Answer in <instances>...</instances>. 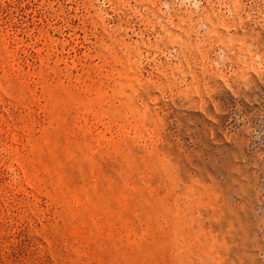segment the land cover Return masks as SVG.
I'll return each mask as SVG.
<instances>
[{
  "label": "rangeland",
  "instance_id": "1",
  "mask_svg": "<svg viewBox=\"0 0 264 264\" xmlns=\"http://www.w3.org/2000/svg\"><path fill=\"white\" fill-rule=\"evenodd\" d=\"M0 264H264V0H0Z\"/></svg>",
  "mask_w": 264,
  "mask_h": 264
}]
</instances>
